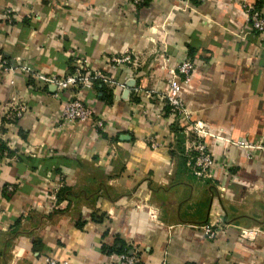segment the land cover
Instances as JSON below:
<instances>
[{
  "label": "crops",
  "instance_id": "obj_1",
  "mask_svg": "<svg viewBox=\"0 0 264 264\" xmlns=\"http://www.w3.org/2000/svg\"><path fill=\"white\" fill-rule=\"evenodd\" d=\"M253 9L264 0L137 10L131 0H0V264H107L127 247L143 264H264V34L250 26ZM128 54L133 63L114 66ZM79 58L91 86L58 91L47 79L68 77ZM184 60L195 66L187 116L172 119L160 94ZM77 94L102 131L62 123ZM13 96L29 112L10 126ZM194 123L220 136L207 139L209 179L187 167L190 139L177 134ZM239 139L252 156L228 144ZM215 223L210 240L203 229Z\"/></svg>",
  "mask_w": 264,
  "mask_h": 264
},
{
  "label": "built area",
  "instance_id": "obj_2",
  "mask_svg": "<svg viewBox=\"0 0 264 264\" xmlns=\"http://www.w3.org/2000/svg\"><path fill=\"white\" fill-rule=\"evenodd\" d=\"M146 0H131L132 7L137 10L144 7ZM204 1V0H196ZM12 11H6V17L12 22ZM249 23L252 29L264 34V11L261 9H253L249 13ZM131 55H125L122 58L113 60L114 66L123 63H133ZM86 59H76L74 68L75 71L65 78L51 77L49 80L58 91L77 90L82 87L91 86V78L86 68ZM9 70L7 61L0 55V71L7 72ZM29 70V69H28ZM195 70L194 63L191 60H184L178 62L174 68L169 71L170 77L168 79L167 89L160 94V98L164 103V107L168 108L169 116L172 119H180L187 116V111L182 98L184 91V83L188 81ZM71 96L64 100L59 118L62 123H86L93 121L95 131L100 132L104 129V121L99 118L95 111L87 106L84 101L77 97ZM29 112L28 106L19 102L15 96L11 97L6 109L4 110V119L7 125L15 126L23 119ZM183 134L190 139L187 146V167L191 172L200 179H209L213 177L212 170L215 167L216 160L211 149L208 147L207 139L209 137L220 138L216 133H213L203 123H194L186 125ZM148 143L152 149H157L159 144L153 139L149 138ZM228 144L241 147L249 152V156L255 148V145L248 140H229ZM5 154V153H4ZM0 153V158H1ZM10 190H13L11 187ZM52 202L56 201V192L51 195ZM205 236L213 240L218 233V224H212L203 229ZM242 236H246V232H242ZM43 264H68L67 262L60 263L53 257H47ZM107 264H143L139 251L134 247H127L122 253L112 254L109 256ZM162 264H168L163 262Z\"/></svg>",
  "mask_w": 264,
  "mask_h": 264
},
{
  "label": "trees",
  "instance_id": "obj_3",
  "mask_svg": "<svg viewBox=\"0 0 264 264\" xmlns=\"http://www.w3.org/2000/svg\"><path fill=\"white\" fill-rule=\"evenodd\" d=\"M148 2H149V0H146L145 1V5L144 6H146L147 4H148ZM73 71H72V73L75 71V68L73 67V69H72ZM166 112H167V114H169V110H168V108H166ZM177 134L179 135L178 137H180V139L181 140H183V142H184V139H185V137H184V135H183V130L184 129H182V128H179L178 126H177ZM0 146H2V148L0 147V151L1 152H4V150H5V148H4V145H1L0 144ZM187 160H188V158L186 157V164H187ZM57 200H58V195H57ZM126 248H124V249H122L121 250V253L125 250Z\"/></svg>",
  "mask_w": 264,
  "mask_h": 264
}]
</instances>
